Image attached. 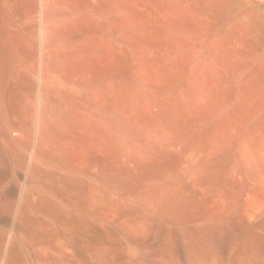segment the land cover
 I'll return each mask as SVG.
<instances>
[{"label": "rangeland", "instance_id": "1", "mask_svg": "<svg viewBox=\"0 0 264 264\" xmlns=\"http://www.w3.org/2000/svg\"><path fill=\"white\" fill-rule=\"evenodd\" d=\"M0 31L35 160H223L264 207V0H0Z\"/></svg>", "mask_w": 264, "mask_h": 264}, {"label": "bare ground", "instance_id": "2", "mask_svg": "<svg viewBox=\"0 0 264 264\" xmlns=\"http://www.w3.org/2000/svg\"><path fill=\"white\" fill-rule=\"evenodd\" d=\"M16 52L0 48V264H264V207H229L223 160H35Z\"/></svg>", "mask_w": 264, "mask_h": 264}]
</instances>
